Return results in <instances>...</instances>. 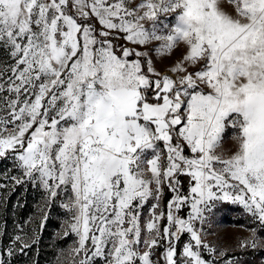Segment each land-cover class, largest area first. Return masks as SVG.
<instances>
[{
	"label": "snow or ice",
	"instance_id": "1",
	"mask_svg": "<svg viewBox=\"0 0 264 264\" xmlns=\"http://www.w3.org/2000/svg\"><path fill=\"white\" fill-rule=\"evenodd\" d=\"M0 163L43 199L0 264L57 206L58 264H242L204 226L239 206L264 249V0H0Z\"/></svg>",
	"mask_w": 264,
	"mask_h": 264
},
{
	"label": "rangeland",
	"instance_id": "2",
	"mask_svg": "<svg viewBox=\"0 0 264 264\" xmlns=\"http://www.w3.org/2000/svg\"><path fill=\"white\" fill-rule=\"evenodd\" d=\"M170 64V60H164L157 64V70L161 73H167ZM234 148L235 142L231 139L230 135L226 134L222 149L225 152H231ZM6 166V163H0V167ZM23 187L26 192H29L31 199L34 200L35 210L29 212L28 217L24 220H18L14 215L11 216L12 219L10 221H5L0 218V241L3 237L5 238V235H2L4 233L3 231H7L5 238L7 242L4 244L0 243V249H3L6 244H9L10 238L20 230L21 226L25 232L35 230L39 226V207L43 203L42 192L33 188L31 185H23ZM12 188V184H9L7 188L0 189V196L3 193L12 192ZM170 195V193L165 192V202L170 198ZM68 218V215L63 209L58 206L53 207L49 214L48 223L43 229L41 242L37 245L38 247L35 246L34 249L29 250L27 255L17 253L12 258V264H34L39 249L42 250L43 264H58L57 257L61 251H63L64 257H67L68 248L75 240L74 236L64 237L63 235L64 222ZM251 227H254V225L250 223V218L243 213L239 206L231 204L221 205L217 209L215 218L210 219L209 223L205 224L204 234L207 241L219 249L229 250V255L240 260L242 264H264V249L242 251L238 247L240 240L250 235L248 229ZM184 239H186V236ZM64 264H67V260L64 261Z\"/></svg>",
	"mask_w": 264,
	"mask_h": 264
},
{
	"label": "trees",
	"instance_id": "3",
	"mask_svg": "<svg viewBox=\"0 0 264 264\" xmlns=\"http://www.w3.org/2000/svg\"><path fill=\"white\" fill-rule=\"evenodd\" d=\"M34 204H35L34 200H32L31 197L29 196V192L25 191L23 185L17 186L15 187L14 191L10 193H3L0 196V218L5 221H10L12 219L11 216L14 215L16 219L24 220L28 217L29 212L35 210ZM3 232H7V231L4 230ZM5 238L3 237L0 243L2 244L6 243L7 241ZM42 262H43L42 250L39 249L34 264H43Z\"/></svg>",
	"mask_w": 264,
	"mask_h": 264
}]
</instances>
